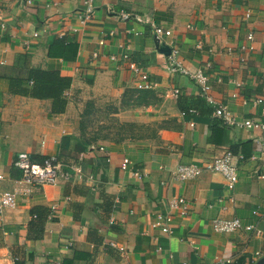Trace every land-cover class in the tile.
Masks as SVG:
<instances>
[{"label": "crops", "instance_id": "obj_1", "mask_svg": "<svg viewBox=\"0 0 264 264\" xmlns=\"http://www.w3.org/2000/svg\"><path fill=\"white\" fill-rule=\"evenodd\" d=\"M91 4L83 22L84 0H0V191H16L15 205L0 212V264H253L264 256V133L223 125L195 81L170 70L153 29L171 32L161 42L182 68L204 72L216 103L239 120L264 121L263 106L255 103L264 99V0ZM32 70L69 79L65 102L24 91ZM141 74L150 87H138ZM128 89L152 90L161 99L125 109ZM86 100L121 103L118 117L142 130L85 143L78 109ZM226 151L238 175L232 189L218 173L185 181L170 174L179 163L206 162ZM20 152L35 161L55 156L64 166L77 164L84 177L24 192L14 166ZM124 157L140 177L121 169ZM174 196L186 199L185 215L169 209ZM168 212L165 234L151 222ZM231 217L260 234L212 228L213 219Z\"/></svg>", "mask_w": 264, "mask_h": 264}, {"label": "built area", "instance_id": "obj_2", "mask_svg": "<svg viewBox=\"0 0 264 264\" xmlns=\"http://www.w3.org/2000/svg\"><path fill=\"white\" fill-rule=\"evenodd\" d=\"M30 0H28L29 2ZM92 0H84V9L81 14V20L85 22L91 16L93 12V6L91 4ZM248 15V13L246 14ZM122 18H127L126 13L121 14ZM154 35L157 41L161 42L164 36H169L171 32L167 29H164L161 26H155ZM33 37L38 36V32H33ZM253 38L252 32L247 34V40L251 41ZM164 40V39H163ZM29 41H24V46L29 47ZM242 48H252L251 44H244ZM172 52V51H171ZM174 51L168 55L170 56L169 68L171 71L180 70L183 73L187 74L199 87L200 95L205 99V101L214 107V114L220 119L223 125L230 126H243L245 128H256L264 133V121L253 120V119H242L239 120L226 106L216 103L212 97L208 94L209 85L207 82V76L200 69L190 72L186 68H182L180 63L172 57ZM126 56V55H124ZM130 68L137 71V68L134 64H130ZM141 83H138L139 88H148L150 84L146 82L147 76L141 74ZM172 94L177 97L180 95L179 89H173ZM255 103L261 104L263 106L262 112H264V99L258 97L255 100ZM188 112H194V109H189ZM185 112L182 111L183 115ZM191 125L193 123H190ZM100 150H103L104 147H99ZM239 159H243V155L238 156ZM233 154L230 151H226L223 155L215 157L206 162H189V163H179L174 168L170 170V174L173 179L179 181L195 179L202 172H213L221 174L226 180V186L229 189H232L234 184L238 180L236 166L232 162ZM131 161L124 157L122 158L120 167L123 170H128L134 176L140 177L141 173L130 168ZM14 166L20 172L19 182L24 186V192L28 191V186L34 185H46V184H57L61 181H69L75 179H82L83 172L79 165L70 164L64 166L63 163L56 158L55 156H50L43 159L41 162L32 160L30 155L26 152H20L17 154L14 160ZM162 168V167H161ZM262 177V175H260ZM3 178V175L0 174V180ZM26 186V187H25ZM16 201V191L15 190H4L0 191V212L5 208H11L15 205ZM168 206L170 210L177 211L180 215H185L188 211L186 199L183 196H174L169 202ZM171 215L170 213H159L155 219L151 222L152 227H157L162 233L169 234L171 231ZM212 228L219 233H234L239 230H255L256 234H260V230L255 228L251 224L243 225L239 218H215L212 220ZM110 246L117 248L120 252H124V246L118 245L116 242L110 241ZM226 262H228L226 260ZM220 264H223V260H220Z\"/></svg>", "mask_w": 264, "mask_h": 264}, {"label": "rangeland", "instance_id": "obj_3", "mask_svg": "<svg viewBox=\"0 0 264 264\" xmlns=\"http://www.w3.org/2000/svg\"><path fill=\"white\" fill-rule=\"evenodd\" d=\"M151 97L156 102L161 99V95L156 92ZM109 103L91 100L79 102L78 129L87 140L94 142L112 141L120 134L127 136L134 130H142L137 123L130 122L133 125H128L126 124L129 123L128 121L125 122L118 117V113L122 109L121 103L118 105H109ZM123 105L125 109L132 107L126 103Z\"/></svg>", "mask_w": 264, "mask_h": 264}, {"label": "trees", "instance_id": "obj_4", "mask_svg": "<svg viewBox=\"0 0 264 264\" xmlns=\"http://www.w3.org/2000/svg\"><path fill=\"white\" fill-rule=\"evenodd\" d=\"M29 79L31 81V86L29 88H26V90L24 91L29 92L30 96L36 97V98H51L55 102H65L62 96V93H63V89L69 86V79L60 77L55 72H51L50 75H47L45 77L44 73L40 71H36V70H32L30 72ZM152 95H154V92L152 90L128 89L126 91L125 99L123 103L132 105V106L139 105V104H148V103L153 102L152 97H151ZM179 106L183 108L181 105V101H179ZM189 109L190 108H187L186 110L188 111ZM126 124L133 125L130 122ZM130 135H133V133L127 136H130ZM122 137L123 135L120 134L119 137L114 138L112 140L118 141ZM83 140L85 143H90V141L87 140L85 137ZM41 161H38V162H41Z\"/></svg>", "mask_w": 264, "mask_h": 264}, {"label": "water", "instance_id": "obj_5", "mask_svg": "<svg viewBox=\"0 0 264 264\" xmlns=\"http://www.w3.org/2000/svg\"><path fill=\"white\" fill-rule=\"evenodd\" d=\"M156 46L159 52L163 53L165 56L171 54V47L165 44V42H156ZM253 264H264V256L258 258Z\"/></svg>", "mask_w": 264, "mask_h": 264}]
</instances>
